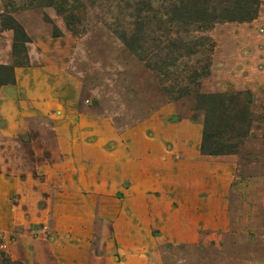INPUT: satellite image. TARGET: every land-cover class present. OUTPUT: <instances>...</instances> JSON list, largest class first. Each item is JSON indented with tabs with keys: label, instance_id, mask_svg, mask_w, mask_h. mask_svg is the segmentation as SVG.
Segmentation results:
<instances>
[{
	"label": "rangeland",
	"instance_id": "1",
	"mask_svg": "<svg viewBox=\"0 0 264 264\" xmlns=\"http://www.w3.org/2000/svg\"><path fill=\"white\" fill-rule=\"evenodd\" d=\"M258 1L255 19L190 35L140 31L154 13L117 0L78 1L72 28L46 0H0V264H264ZM220 99L245 135L210 155Z\"/></svg>",
	"mask_w": 264,
	"mask_h": 264
},
{
	"label": "trees",
	"instance_id": "2",
	"mask_svg": "<svg viewBox=\"0 0 264 264\" xmlns=\"http://www.w3.org/2000/svg\"><path fill=\"white\" fill-rule=\"evenodd\" d=\"M80 0H46L47 4L55 7L58 13H60L67 22L68 27H75L78 21V10L82 4L78 3ZM102 0H89L92 5L97 4ZM114 1V0H111ZM119 4L120 12H122V4H127V14L131 18L134 15L135 20L142 19V13L151 11L154 13L153 20H147L145 23L139 25V30L150 28V21L158 24L156 27L159 30H163L166 26L176 24L183 28L182 30L189 32L190 35L195 31H203L210 28L217 23L225 22H247L256 18L258 0H221L218 6L212 7L209 3L210 0H117ZM171 1V3H170ZM217 9V12H216ZM117 18V17H116ZM138 22H136V26ZM5 28L13 29L15 32L14 40V52L15 55L25 52L26 44L30 42L28 34L17 23L12 21V25L5 24ZM116 35H118L124 43L137 54H141L139 44H135V41L128 40L124 33L118 31L117 24L113 28ZM77 31V29H76ZM198 45L193 42L192 45ZM187 46V45H186ZM185 46V47H186ZM24 50V51H23ZM11 79L7 82L13 81L12 69L7 68ZM3 83L0 81V84ZM221 99L216 101L212 107V113H214V122L212 124L205 125V135L202 144L203 152L210 155H222L237 153L239 140L245 135L240 132L238 124H241L242 119L238 116H234L229 120L223 119V113L221 106ZM235 112V110L232 109ZM236 113V112H235ZM237 139L235 144H232L230 140Z\"/></svg>",
	"mask_w": 264,
	"mask_h": 264
},
{
	"label": "crops",
	"instance_id": "3",
	"mask_svg": "<svg viewBox=\"0 0 264 264\" xmlns=\"http://www.w3.org/2000/svg\"><path fill=\"white\" fill-rule=\"evenodd\" d=\"M261 264H263V263H261Z\"/></svg>",
	"mask_w": 264,
	"mask_h": 264
}]
</instances>
